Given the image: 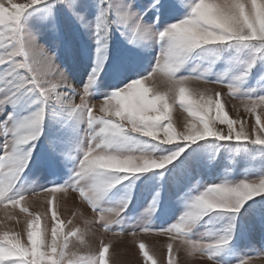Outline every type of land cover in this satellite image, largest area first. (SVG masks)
Instances as JSON below:
<instances>
[{"label":"snow or ice","instance_id":"6c2138e0","mask_svg":"<svg viewBox=\"0 0 264 264\" xmlns=\"http://www.w3.org/2000/svg\"><path fill=\"white\" fill-rule=\"evenodd\" d=\"M184 7L186 17L163 20ZM81 35L94 50L76 85L59 56L84 54ZM194 80L219 90L192 88ZM226 97L240 102L235 119ZM177 104L190 118L182 129ZM141 186L147 203L132 215ZM169 192L183 210L157 224ZM40 193L51 196V223L29 211ZM58 193L75 194L95 214L86 223L113 235L168 237L166 264L181 253L251 264L233 241L264 234V0H0V205L26 214L21 231L0 227V264H109L112 241L70 251L80 229L65 231ZM138 248L143 264H157L145 241Z\"/></svg>","mask_w":264,"mask_h":264},{"label":"rangeland","instance_id":"374dc122","mask_svg":"<svg viewBox=\"0 0 264 264\" xmlns=\"http://www.w3.org/2000/svg\"><path fill=\"white\" fill-rule=\"evenodd\" d=\"M16 2L26 3L27 0H16ZM189 13L190 9L187 7L176 8L171 13L166 12L163 20L166 23L175 22L186 17ZM80 43L81 46L86 49L84 54L73 57L62 51L59 56V61L66 68L73 79V83L76 85L82 84L87 78V74L91 71L90 64L92 60V52L94 50V44L90 37L81 35ZM121 48L122 41L117 34L116 52H119ZM32 59L37 66L42 67L44 65V59L40 53L34 54ZM105 81L106 85L110 84V77H106ZM156 82L161 88L166 86L160 78H157ZM191 87L199 88L201 90L205 88L219 90V86L217 85L205 84L202 81L195 80L191 82ZM227 104L230 117L235 119L236 112L232 109V105L235 104L239 106L240 102L233 99H227ZM241 116L245 120H248L249 123L252 122V119L247 117L245 113L241 112ZM188 119L190 118L187 116V113L177 104L173 113L174 126L178 129H182L185 121ZM37 147L38 151L34 153V156L38 163L40 155L44 151V145L41 143ZM71 166L72 163L69 164V167ZM34 175H39L42 183H46L49 179L47 171L41 170L38 167L36 168ZM204 178L211 179L212 177L210 174L205 173ZM145 195L144 188L141 186L140 194L136 196L134 204L130 206V212L132 215H138L143 212L147 203ZM46 197L48 200L51 199V196L47 193H40L30 197L31 206L29 207V211L46 213V215L42 217V224L51 223V205L46 201ZM22 206L23 205H17L16 207H12L11 205H8L5 207L0 205V222H3V224H0V227L7 226L15 231H21L23 229L22 221L26 215L20 211ZM56 208L60 220L64 221L66 225L65 231L69 228L80 229V233L77 236L70 238V251L75 253L77 257L98 252L101 241H103V243L112 241V247L108 254L109 264H143V256L138 248V242L143 240L148 245L150 255L155 253L157 264H166L167 262L168 237L156 233H141L135 238L136 243H134V238L131 235L125 234L121 237L113 235L111 232L104 231L100 227L98 220L93 223H86V221H94L95 214L87 205L80 202L75 194L63 198L62 195L58 193ZM182 210V207L176 204L174 194L171 192L166 193L161 200V206L157 209L153 218L154 222L157 224L171 222L182 212ZM17 220H20L21 223H17ZM69 220L72 221L71 224H68ZM148 222L149 221H145V223ZM244 238L243 234L238 235L233 243L241 250L248 251L253 256L251 264H264V234L257 231L251 235V237ZM81 240L84 242L81 243ZM178 259L179 264H207L206 260L201 261L198 258L185 257L183 253L180 254Z\"/></svg>","mask_w":264,"mask_h":264},{"label":"trees","instance_id":"16d2710c","mask_svg":"<svg viewBox=\"0 0 264 264\" xmlns=\"http://www.w3.org/2000/svg\"><path fill=\"white\" fill-rule=\"evenodd\" d=\"M244 239H246V238H244Z\"/></svg>","mask_w":264,"mask_h":264}]
</instances>
